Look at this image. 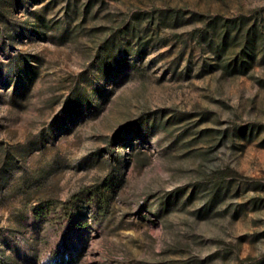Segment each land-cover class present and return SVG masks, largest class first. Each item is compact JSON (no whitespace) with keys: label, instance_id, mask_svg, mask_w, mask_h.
Wrapping results in <instances>:
<instances>
[{"label":"rangeland","instance_id":"374dc122","mask_svg":"<svg viewBox=\"0 0 264 264\" xmlns=\"http://www.w3.org/2000/svg\"><path fill=\"white\" fill-rule=\"evenodd\" d=\"M11 2L27 34L0 37V264H42L64 238L61 264L264 256V129L236 131L264 125V57L226 77L192 36L212 17L264 18V0ZM125 24L151 41L137 52L118 33L100 71L99 42ZM215 173L227 184L212 197Z\"/></svg>","mask_w":264,"mask_h":264},{"label":"trees","instance_id":"16d2710c","mask_svg":"<svg viewBox=\"0 0 264 264\" xmlns=\"http://www.w3.org/2000/svg\"><path fill=\"white\" fill-rule=\"evenodd\" d=\"M12 0H0V37L9 36L10 38H19L27 33L26 28L21 25H16L14 21L9 19L10 6ZM153 18L151 17V20ZM134 26V25H133ZM131 25H119L111 26L110 32L99 42V48L97 52V67L100 71L104 72L114 67L113 60L110 58V53L114 50L118 44L119 35L132 34V41L137 43V52H140L149 44L151 41L147 37L146 33L141 34L140 29ZM37 29V27H35ZM38 31V29H37ZM192 36L200 44H206L209 50L214 54V65L222 71V74L226 77L247 74L248 71L253 67L259 56L264 57V18L263 16H246L239 15L234 18L226 17H212L205 21L201 28L195 29ZM147 37V39H146ZM131 42V46H134ZM119 45L121 43L119 42ZM122 46V45H121ZM16 56H12L10 59V69L14 70L17 66L15 65ZM73 113V109L66 110L62 116V121L65 122ZM264 125H240L236 126V131L239 134H244L247 130H263ZM206 132V130H204ZM134 134L130 132L128 136ZM227 177L223 173L213 174V189L212 197H216L227 184ZM264 188V183L256 184ZM184 192V188H178L175 191L168 193L166 198L160 199L156 207H152L150 210L154 213H160L164 210L165 205L171 203L172 198H177ZM87 196H92L93 193L88 191L85 193ZM168 200V202H165ZM263 198L260 196L251 197V202L254 208H260L262 206ZM208 202L207 206L204 207V211L210 208ZM38 215L37 217H41ZM69 216V215H68ZM66 222L69 226H77L78 222L73 221L72 217H67ZM264 237V230L257 233ZM62 242L61 246L57 251H54L51 259H46L42 264H48L55 258L57 264H61L65 260L67 254V243ZM57 252V254H56ZM248 264H264V256L260 258H251Z\"/></svg>","mask_w":264,"mask_h":264}]
</instances>
